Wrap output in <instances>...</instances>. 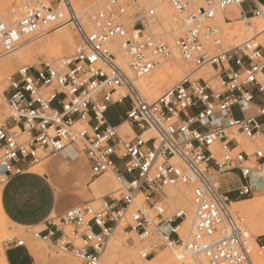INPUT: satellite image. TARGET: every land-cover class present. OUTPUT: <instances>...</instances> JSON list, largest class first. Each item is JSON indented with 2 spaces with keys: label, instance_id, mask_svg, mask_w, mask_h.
<instances>
[{
  "label": "built area",
  "instance_id": "2783aa9c",
  "mask_svg": "<svg viewBox=\"0 0 264 264\" xmlns=\"http://www.w3.org/2000/svg\"><path fill=\"white\" fill-rule=\"evenodd\" d=\"M16 1L22 10L16 21L0 12L1 49L13 50L26 37L64 24L74 27L78 44L72 55L22 67L0 82L8 110L0 124V182L21 172L19 162L31 168L75 149L96 176L113 173L119 185L117 197L50 217L27 237L80 264H100L114 231L125 224L126 234L145 244L138 251L144 260L180 247L193 264H258L253 255L264 256L263 238L254 240L255 247L248 242L244 218L231 205L233 196L264 189V144H256L264 141V46L257 40L264 29L226 48L215 23L219 15L232 23L227 9L247 0H167L184 19L174 46L151 32L158 24L154 0H106L87 16L69 0ZM140 3L150 6L133 18L127 10ZM250 14L264 21L261 8ZM175 53L191 71L146 100L135 81ZM207 66L212 77L196 75ZM126 100L123 119L112 125L108 110ZM124 124L126 138L120 135ZM239 136L252 146L241 149ZM228 174L240 182L226 191L220 179ZM176 185L192 193L193 223L185 240L178 233L182 214L164 212L165 190ZM10 244L23 246L24 240L5 246Z\"/></svg>",
  "mask_w": 264,
  "mask_h": 264
},
{
  "label": "rangeland",
  "instance_id": "374dc122",
  "mask_svg": "<svg viewBox=\"0 0 264 264\" xmlns=\"http://www.w3.org/2000/svg\"><path fill=\"white\" fill-rule=\"evenodd\" d=\"M69 1L77 13H79L81 15H85V16L98 11L99 9H101L104 6V4L106 2V0H96V1L92 2V4L85 6L82 3L83 0H69ZM120 1L126 2L127 0H120ZM14 2H15V4L14 3H8L7 5L9 7L7 5H5L6 7L1 8V5H0V12L3 15L8 16L7 13H11L14 10L21 9L19 3H17L16 0H14ZM90 5H92V6H90ZM89 6H90V8H89ZM149 6L150 5H145L143 3H140V4H137V5L129 8L127 11H128V14H130L133 18H135V17H137V15L140 14V11L142 9H147ZM154 6H155V10H156V15H157L156 21L158 22V24L154 28H152L151 32L155 35L162 36L163 40L166 41L170 46H174L175 41L179 37H181L185 31L183 15L178 14L176 11H174V9L169 5L167 0H154ZM158 6L163 9L164 13L163 12L160 13V11L158 10L159 9ZM13 8H15V9H13ZM237 9H238L237 7L231 6L227 9V14L230 15L232 12L236 11ZM167 13L170 14V16ZM161 16H163L164 18ZM19 17H20V15H13V16H8L6 19L9 22H14ZM230 17H232V20H233V18H235L234 16H230ZM236 17L238 18L239 15ZM243 18L244 17H242L241 20L238 21L240 23L232 21V23L225 25V24H223L224 21H223L221 15L218 16L215 23L219 26V28L221 30V38H222L226 48L232 47L233 45H236V44L241 43L247 39H250L253 36L258 35L264 29L263 19L252 17V19L246 20ZM247 19H249V17H247ZM242 20H244V21H242ZM162 22H163V24H161ZM164 26L166 29L164 28ZM239 27L240 28L242 27L241 29H243L245 27H247V28L250 27L252 29V32L249 35H247V37L244 36L243 38L242 37L239 38V36H237V31L240 29ZM64 29H66L68 31L67 33L70 36L71 35L73 36V39H74V37H76V39H74L75 42L72 44V46H73L72 51L69 52L68 54H65L62 56L54 57V56L48 55L47 52L42 51L39 53H35L34 55H32L31 58H28V57H20L19 58V53H18L19 49L14 51L13 53H11V55H4L6 52L3 54L4 50L0 48V56H2V58H3V60H2L3 63L0 61V82H3V80L7 76L15 74L22 67L32 66L35 68H39L40 66H43L45 63H51L52 61H55L59 58L72 55L75 51L76 45L78 44V36H77V33H76V31L72 25L65 26ZM53 33H55V31L52 33H48L47 35L42 37V39H39V40L35 39L34 43H32V45H30L29 47L24 48L25 46H23L22 47V48H24L23 50H25V49H39L41 44L43 43L42 41L50 39L53 36ZM261 35H264V32L260 33L257 36V40H258V43H260L261 45L264 46V41H261V39H260ZM22 48L20 47V50ZM23 50H21L20 53L23 52ZM175 55H176V53H175ZM176 58H178V55H176ZM8 62H9V66L4 67V63H8ZM178 62H181V64H183V67L185 68L184 69L185 72L181 75V78H182L185 74H188L191 71V68L188 66V64H186L182 60H180V58L177 60L174 59V60H170V61L162 63V65H160V67L156 68V70L149 77H153L155 75L154 73H157L159 71H163V68L165 65H170L171 63L176 64ZM196 75H198V76L201 75L205 79H207V78L212 77L214 75V72H213L212 68L207 66V67L200 69L198 71V73H196ZM166 77L170 81V79H171L170 75L167 74ZM213 79H214V77H213ZM213 79H212L211 84L216 86L217 82L215 79L214 80ZM169 81H163V82H161L162 84L161 83L158 84L157 88L159 90V93L156 96L155 95L148 96L147 93L145 94V91H142V90H140V88L138 86L137 87L146 100H153L158 95H160L165 89H167L168 87H170L171 85H173L175 83V82H173L170 84ZM128 107H129V104H128V101L126 100V101H124V103L122 105H118L112 111H110L107 114V119L112 123L116 122L117 118L119 116L121 117L124 115V112L127 110ZM7 115H8V110H7L5 101L2 99V96L0 94V124H2L5 121V119L7 118ZM120 135L122 137H125V138L128 137V136L124 135L123 130L120 131ZM238 141L240 142V148L241 149L245 148V147L252 146V143L247 141L242 136L238 137ZM256 144L263 146L264 141H256ZM48 160H45V161H43L37 165H34L32 167L43 166L47 163ZM105 177L109 179V183L112 185L111 188L109 187L110 190H109V193H107V195L112 196V197H117L116 191L118 190L119 185H118L117 181L115 180L113 173H107V174H105ZM257 181L258 180H254V185L258 184ZM3 185H4V183L0 182V191L3 188ZM220 185L223 188V190H226V191L230 190V186H231L230 184L228 186H223L222 184H220ZM174 190L185 192L187 200H189V202H191V204L189 206V210H188V216L186 217L184 214L181 215V225H180L179 231H178L180 238L182 240H185L187 238L190 230H191L192 223H193V210H192L193 205H192V198H191L192 197L191 189L186 187V186H183V185H176L173 187H168L165 190L167 197H166V202L164 205V212H165V215H167V216H175L178 213L177 211L179 210V207H180L179 204L175 201L173 194L170 193V192H173ZM233 198H235V197L234 196L232 197V202L233 203L237 202L238 204L237 205H231V209L233 211H237L244 218V233L246 235L248 242L253 247H255L254 240L259 238V237H262L263 238L262 242L264 243V190L259 189L258 191H255L251 196L246 197V198H241V199L235 198L236 201H234ZM101 200H103V194L97 193L95 198L92 199L91 201H94L95 205H98L99 203L102 202ZM51 217H53V216H51ZM124 228H125V224H121L119 227H117V229L114 231L113 236L110 239L107 247L114 240L119 239V240L126 241L125 244L128 248L124 247V246H120L119 247L120 248L119 254L122 253V254L131 256L133 264H134V262L138 263V264H180L179 263L180 261H182L183 264H193L190 257L185 255V253L182 251V249L180 247H176L174 249H166V248L161 249V250L157 251L156 254L152 258L147 259V260L141 259L140 256L138 255V251L140 249H142V247H144L145 244L139 243L133 233L126 234L128 232V230H125ZM38 229L39 228H26V227H21V226L11 224L9 221H3L1 216H0V253H4V250L6 249L5 243L11 239L24 240V243L26 245H28L27 234H29L35 230H38ZM248 231H250V234L248 233ZM31 241H33L34 243L43 247V249L46 252H50L52 249V248H50V246H48L47 244H45L39 240L31 238ZM130 247H131V249H130ZM178 253H179V255L181 254L182 260H180L181 258L178 259V257H177ZM61 255H65V254H61ZM253 258H254L256 263L264 264V256L260 257L257 255H253ZM75 261L77 264H80V262L77 259ZM150 261H152V262H150ZM115 264H120V263L115 262Z\"/></svg>",
  "mask_w": 264,
  "mask_h": 264
},
{
  "label": "crops",
  "instance_id": "0c3cea01",
  "mask_svg": "<svg viewBox=\"0 0 264 264\" xmlns=\"http://www.w3.org/2000/svg\"><path fill=\"white\" fill-rule=\"evenodd\" d=\"M255 6L264 10V0H247L238 7V11L230 14L234 16L238 12L239 15L232 21L241 20L243 13H247L251 19L250 12ZM117 106H112L107 114ZM123 116H119L116 122L108 121L112 125H119ZM114 163L116 167L120 164L116 160ZM18 167L21 172L11 175L4 182L0 195L4 215L11 224L17 226L41 229L51 216H60L73 207L88 203L97 193L103 194L106 202L112 198L107 195L110 188L101 183L109 179L105 175L96 176L82 153L75 149L52 156L43 166L29 168L24 162H19ZM225 176L220 182L223 186L230 184V189L240 182L237 175ZM233 200L236 201L235 198ZM27 239L28 245L6 246V264H77L74 257L57 253L52 245L47 244L52 249L46 252L43 247L31 241V237Z\"/></svg>",
  "mask_w": 264,
  "mask_h": 264
},
{
  "label": "bare ground",
  "instance_id": "6f19581e",
  "mask_svg": "<svg viewBox=\"0 0 264 264\" xmlns=\"http://www.w3.org/2000/svg\"><path fill=\"white\" fill-rule=\"evenodd\" d=\"M94 1H96V0H83L82 3L86 6V5L92 4V2H94ZM8 3H14L15 4L14 0H0L1 8L2 7H6L5 5H7ZM90 6H92V5H90ZM90 6H89V8H90ZM15 8H13V9H15ZM158 10L160 11V13H162V12L164 13L162 8L159 7ZM21 11H22L21 9H17V10H14L13 12H11V13H7V15L8 16L20 15ZM237 11H238V9H237ZM168 15L170 16V14H168ZM233 15H234V17L238 16V12H237V14H233ZM161 17H163V16H161ZM246 20H250V19H246ZM242 21H244V20H242ZM238 23H240V22H238ZM161 24H163V22ZM223 24H225V23L223 22ZM225 25H228V24H225ZM65 26H69V25L68 24H64V25H59V26H55V27H50V28L46 29L45 31H42V32L36 33L34 35L28 36V37H26L24 39V42L22 44H20L19 46H17L13 50L4 51L3 54L6 52L4 55H11V53H13L14 51H16L18 49H19V52H18L19 53V58L20 57L31 58L32 55H34L35 53H39V52H42V51L47 52L48 55L54 56V57H58V56H62V55L68 54L69 52L72 51V47H73L72 44L75 42L74 39H76V37H74V39H73V36L72 35L70 36L67 33L68 31L66 29H64ZM164 28H165V26H164ZM241 28L237 31V36H239V38L240 37L243 38L244 36L247 37V35H249L252 32V29L250 27H248V28L245 27L243 29H241ZM54 31H55V33H53V36L50 39L42 41L43 43L41 44L39 49H25V50H23L24 48L29 47L30 45H32V43H34L35 39H37V40L42 39V37H44L48 33L54 32ZM260 39H261V41H264V35H261ZM23 46H25V47L22 48ZM20 47L22 48L21 50H23V52H21V53H20V51H21ZM177 59H179V58H175V60H177ZM2 60H3V58H2V56H0V61L2 62ZM7 66H9V62L8 63H4V67H7ZM184 69L185 68L183 67V64H181V62H178L176 64H172L171 63L170 65H165L164 68H163V71H159L157 73H154L155 75L153 77H149V76L156 69L154 71H152L151 74H149L148 76L136 80L135 81V85L137 84L136 86H138L140 88V90L145 91V94L147 93L148 96H153V95L156 96L159 93V90L157 88L158 84L163 82V81H169V79L166 77L167 74H169L170 77H171V79L169 81V83L171 84L173 82L179 81V79L181 78V75L185 72ZM120 129L124 131V135H126V136L129 135L130 130H129L128 124L122 125ZM31 168H33V167H31ZM114 177H115V175H114ZM101 183H103L104 186H106V187L108 186V187L111 188V186H112L109 183V180H105L104 179ZM170 193L173 194V196L175 198V201L180 206L179 210L177 212L181 213L182 215L184 214L187 217L188 216L189 206H190L191 202H189V200H187L185 192L174 190L173 192H170ZM0 195H1V191H0ZM237 204H238L237 202L232 203V205H237ZM192 205H193V200H192ZM192 210L194 211V207L192 208ZM0 216H1L3 221H8L6 216L4 215V213L2 211L1 203H0ZM248 233L250 234V231H248ZM125 242L126 241L119 240V239L112 241L111 244H109V246L106 248V250L102 254V257H101V260H100V264H115V262H119L120 264H133L131 256L125 255V254H122V253L119 254V249H120L119 247L120 246L127 247ZM130 249H131V247H130ZM177 257H178V259H180L182 256H181V254L179 255V253H178ZM180 260H182V258ZM150 262H152V261H150ZM179 263L183 264L182 261H180ZM0 264H6L4 253H0ZM134 264H138V263L134 262Z\"/></svg>",
  "mask_w": 264,
  "mask_h": 264
}]
</instances>
